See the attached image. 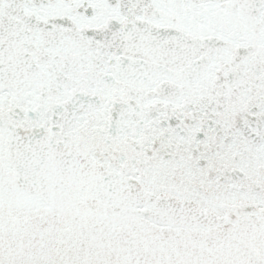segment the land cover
I'll return each mask as SVG.
<instances>
[{
  "label": "snow or ice",
  "instance_id": "obj_1",
  "mask_svg": "<svg viewBox=\"0 0 264 264\" xmlns=\"http://www.w3.org/2000/svg\"><path fill=\"white\" fill-rule=\"evenodd\" d=\"M0 264H264V0H0Z\"/></svg>",
  "mask_w": 264,
  "mask_h": 264
}]
</instances>
